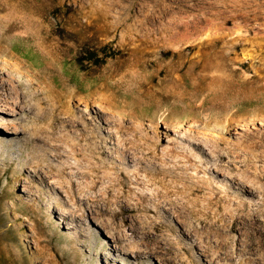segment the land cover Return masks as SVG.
Segmentation results:
<instances>
[{"label": "rangeland", "instance_id": "374dc122", "mask_svg": "<svg viewBox=\"0 0 264 264\" xmlns=\"http://www.w3.org/2000/svg\"><path fill=\"white\" fill-rule=\"evenodd\" d=\"M8 80L24 107L0 111L20 128L0 124V264H264V0H0ZM39 102L46 118L24 111ZM69 104L71 137L95 130L86 158L30 136ZM59 181L117 217L127 252Z\"/></svg>", "mask_w": 264, "mask_h": 264}, {"label": "bare ground", "instance_id": "6f19581e", "mask_svg": "<svg viewBox=\"0 0 264 264\" xmlns=\"http://www.w3.org/2000/svg\"><path fill=\"white\" fill-rule=\"evenodd\" d=\"M30 17V16H29ZM32 18V17H31ZM19 66V65H18ZM40 78V77H39ZM6 81V80H5ZM12 82L13 81H10V80H8L7 82H4V83H0L1 84V89H7V91H10L9 93H10V95L12 96V98L14 99L15 98V96H16V98L18 97V98H20V100L19 101H17V100H12V101H10V100H8L9 98H10V95L7 97V98H2V97H0V111H2L3 113H8V114H10V112L11 111H15V109H17V108H23L24 106V99H22L21 98V95H19L18 93V91H17V89L15 88V84L13 85L12 84ZM39 84H40V82H39ZM40 86V85H39ZM73 86V85H72ZM18 96H17V95ZM2 96V95H1ZM76 97H78V95H76V93H71L70 94V98L72 99V100H75L76 99ZM32 105V104H31ZM30 105V107H29V109H23L24 111H26L27 112V110H28V113L29 112H33V110L35 111L36 110V108H37V111H38V113L39 114H42V116H44L45 118L48 116V114H47V111H42V106L41 105H43V104H41L40 102L37 104V105H32L31 106ZM37 106V107H36ZM27 108V107H26ZM52 113H53V111H52ZM63 113H65V114H67L68 116H65V117H60V118H58V123H57V126L56 127H50V128H39V129H34L33 130V133H31V139H32V141L35 143V142H37V141H50V140H52L53 142L55 141V142H60L61 144H59V145H55L54 146V148L56 149V153H55V156L54 157H60V156H62V153L61 152H59V151H61V149L62 150H64L63 149V144L64 143H66V142H69L70 141V139L73 141V142H77V140L75 139V138H72L71 137V135L69 134V132L70 131H73L74 130V132H76L77 131V129H78V126H79V120L80 119H78V118H76L75 116H76V114H75V111L72 109V107L70 106V104L68 105V108H67V111H65V112H63ZM54 114V113H53ZM40 116V115H39ZM44 119V118H43ZM83 123V122H82ZM0 124H1V127H3V128H5L6 129V131H8V132H12V133H20V128L15 124V123H13V127H14V129L13 128H11V127H9L8 125H6V124H4V122H0ZM5 125V126H4ZM19 128H17L16 126ZM51 128H52V130H51ZM85 129V128H84ZM84 129H81L80 131V134L82 135V137L81 136H79L80 137V141L81 140H89L90 142L93 140V138L95 137V130H91V132L92 133H90V134H86L85 132L87 131L86 129V131L84 130ZM56 131H57V133H60V132H66L67 131V133L66 134H58L59 136H55V134H56ZM58 131H60V132H58ZM3 136H5V133H3V131H1L0 130V146L1 147H5V148H11V146H12V143L11 142H9V141H7ZM97 137V136H96ZM80 141L79 142H75V144L76 145H73V146H76L77 148H76V150L77 151H80V153H77V155H82L83 157L85 156V158H86V153H85V148H84V145H82L81 143H80ZM95 141H97L96 140V138H95ZM95 141H94V143H95ZM192 141V140H191ZM97 143V142H96ZM96 143H95V145H96ZM68 144V143H67ZM87 144V143H86ZM98 144V143H97ZM92 145V144H91ZM100 145V144H99ZM98 146V145H97ZM94 147V145H93V147L91 148V152L93 153V152H95L96 153V150H97V148L98 147ZM89 149H90V147H89ZM139 149V148H138ZM129 150V149H128ZM123 151L124 152H126L127 153V146H125V148H123ZM129 152V151H128ZM136 152V151H135ZM134 152V154H133V159H134V161H141L142 160V157L141 156H138V152H136L135 153ZM94 153V154H95ZM93 154V155H94ZM97 154V153H96ZM132 154V153H131ZM88 160V159H87ZM93 162V161H92ZM83 163V162H82ZM162 166V165H161ZM84 166L81 164V165H79V167H78V170L76 171V176H79V175H81V176H84L85 174H84V171L82 172L81 171V169L83 168ZM172 167V166H171ZM176 167V166H175ZM62 171H63V169H61ZM176 170V168H174V167H172V168H169V169H166V170H162V171H165V172H169V173H172L173 171H175ZM91 171H95V166L93 167H91ZM161 171V170H160ZM61 174H62V172H61ZM88 174V173H87ZM90 175V174H89ZM137 175V174H136ZM138 176H139V174H138ZM92 177H93V182L95 183V175L94 174H92ZM59 184H61V187L62 188H64V187H67V192H68V194H69V196H70V198L71 199H73L74 201H76L75 202V204H80L81 202H85L87 205H88V207L92 210V214H94V218H96V220L102 225V226H104V227H106L107 228V230H108V232H109V234H110V237L112 238V239H114L115 240V242H117V244L119 245V247H122V248H124V250L125 249H127V246H128V243L127 242H125V240H126V238H125V234H122L121 235V232H122V229H121V227L116 223V219H117V217L116 218H114L113 220H108L107 218H105L104 216V214H106L105 213V211L102 209V208H100L98 205H97V197H86V198H81L80 197V195L83 193V191H84V189L82 188V187H80V186H78V188H76V184L77 183H75V182H67L68 184H66L65 182H62V181H59L58 182ZM95 185V184H94ZM90 186V185H89ZM60 187V188H61ZM92 187H94V186H92ZM108 189V188H107ZM81 193V194H80ZM78 194H80L79 196H78ZM103 195V194H102ZM102 195H100L101 197H102ZM88 196V195H87ZM136 198V197H135ZM136 200H137V198H136ZM138 200H140V199H138ZM188 200V199H187ZM131 204V203H130ZM137 204V209H139V211L138 212H141L142 211V209H141V207H140V204L139 203H136ZM136 204H135V206H136ZM182 204V203H181ZM167 205H169V206H171V207H176L177 205H178V203L177 202H175V201H168L167 202ZM193 205V204H192ZM191 205V206H192ZM134 206V207H135ZM158 207H160V205H158ZM77 209H78V207H76ZM165 208V207H164ZM178 208V207H177ZM177 208H175V209H177ZM183 208H185V206L183 207ZM166 209V212H168L169 213V211L167 210V208H165ZM174 209V208H173ZM179 209V208H178ZM188 212H189V214L192 216L193 215V212L196 210H194L193 211V208H185ZM170 210V209H169ZM180 210V209H179ZM182 210V209H181ZM231 210V209H230ZM239 210V209H238ZM232 211V210H231ZM230 211V212H231ZM173 212V211H172ZM174 212H178V210H176V211H174ZM229 212V213H230ZM179 213V212H178ZM180 213H182L181 211H180ZM228 213V214H229ZM233 213H234V211H233ZM188 214V213H187ZM188 214V215H189ZM137 215V214H136ZM195 215V214H194ZM236 216V215H235ZM82 217H84V215H80V217L79 216H76V217H74V221H76V222H78L79 220H78V218H81L82 219ZM115 217V216H114ZM135 218V217H134ZM223 218V217H222ZM231 218H232V216H231ZM139 220H141L140 219V217H137V218H135L133 221H132V231H134V232H136V231H138L139 229H140V227L138 226V223H139ZM187 222H186V224H187V226H188V228H187V231H188V233L187 234H189L190 236H191V238H193V236H195L197 233H196V230L195 229H193V227H195V225L193 226L191 223H189L188 222V220H186ZM184 222V221H183ZM215 223H217V222H215ZM141 224V223H140ZM143 226L141 227L143 230H146L147 228H148V225L146 224V223H144V221H143ZM146 224V225H145ZM214 224V223H213ZM238 224V223H237ZM231 225V224H230ZM202 226H204V225H202ZM210 226V225H209ZM196 227H197V225H196ZM195 227V228H196ZM213 227H215V226H213ZM228 227V226H227ZM151 228V227H150ZM219 228V227H218ZM222 228V227H221ZM224 229H225V227H223ZM231 228H233L232 227V225H231ZM197 229H199V227H197ZM152 230V229H151ZM211 231V230H210ZM231 231V230H230ZM143 232V231H142ZM154 232V231H153ZM144 233L145 234H150L151 233V231L150 230H148V231H144ZM127 235V234H126ZM157 236V235H156ZM198 236V235H197ZM222 237V236H221ZM113 240V241H114ZM157 240V239H156ZM203 243V242H202ZM117 245V246H118ZM222 245V244H221ZM126 251V250H125ZM129 251V250H128ZM130 251H133V249L131 250L130 249ZM129 251V252H130ZM137 254H141L144 250H142L139 246H138V249H136V250H134ZM133 251V252H134ZM127 252V251H126ZM134 252V253H135ZM225 253L227 254V255H230V251L228 250V249H225ZM143 256V255H142ZM220 256V255H219ZM216 258V257H215ZM217 258H219V257H217ZM224 264H227V262L226 263H224Z\"/></svg>", "mask_w": 264, "mask_h": 264}, {"label": "trees", "instance_id": "16d2710c", "mask_svg": "<svg viewBox=\"0 0 264 264\" xmlns=\"http://www.w3.org/2000/svg\"><path fill=\"white\" fill-rule=\"evenodd\" d=\"M87 56H88L87 59L95 62V64L99 65V64H102L105 62L104 58L96 57V55L94 53H90V55H87Z\"/></svg>", "mask_w": 264, "mask_h": 264}]
</instances>
